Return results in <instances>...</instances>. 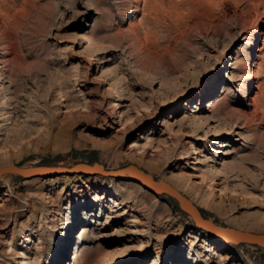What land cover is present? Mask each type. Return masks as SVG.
I'll use <instances>...</instances> for the list:
<instances>
[{"label": "rangeland", "instance_id": "rangeland-1", "mask_svg": "<svg viewBox=\"0 0 264 264\" xmlns=\"http://www.w3.org/2000/svg\"><path fill=\"white\" fill-rule=\"evenodd\" d=\"M136 165L264 234V0H0V167ZM0 264H264L129 177L0 179Z\"/></svg>", "mask_w": 264, "mask_h": 264}, {"label": "water", "instance_id": "water-1", "mask_svg": "<svg viewBox=\"0 0 264 264\" xmlns=\"http://www.w3.org/2000/svg\"><path fill=\"white\" fill-rule=\"evenodd\" d=\"M129 170H133V172H129ZM63 172L84 173L89 175L100 174L116 178L127 177L128 174L131 180L138 182L145 188L153 192L166 193L175 198L178 201L180 208L194 218L196 225L198 224L200 226H203L219 239L230 241L236 244H253L264 248L263 233L244 231L233 227H223L215 224L214 222L205 218L202 215L201 210L179 190L166 182L156 180L153 175L145 172L144 170L133 164L117 170H106L104 165L98 162H95L93 164L79 163L73 167L45 165L26 167L11 164L8 166L0 167V179L2 175L7 173L18 174L23 178H32L44 174H58Z\"/></svg>", "mask_w": 264, "mask_h": 264}, {"label": "bare ground", "instance_id": "bare-ground-1", "mask_svg": "<svg viewBox=\"0 0 264 264\" xmlns=\"http://www.w3.org/2000/svg\"><path fill=\"white\" fill-rule=\"evenodd\" d=\"M129 172H133V170H129ZM127 177H129V175L127 174ZM172 186V185H171ZM175 188V187H174ZM156 193H161V192H156ZM191 216V215H190ZM192 217V216H191ZM193 218V217H192ZM209 220V219H208ZM193 221L195 222V220H194V218H193ZM211 221V220H210ZM213 222V221H212ZM195 224H196V222H195ZM197 226H199V227H201V228H203L204 230H206V231H208L206 228H204L203 226H200V225H198L197 224ZM209 232V231H208Z\"/></svg>", "mask_w": 264, "mask_h": 264}]
</instances>
